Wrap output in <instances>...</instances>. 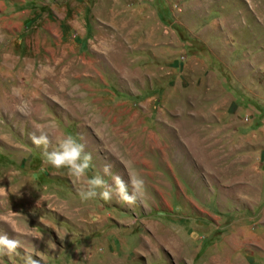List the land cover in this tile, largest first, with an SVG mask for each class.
<instances>
[{
  "label": "rangeland",
  "instance_id": "obj_1",
  "mask_svg": "<svg viewBox=\"0 0 264 264\" xmlns=\"http://www.w3.org/2000/svg\"><path fill=\"white\" fill-rule=\"evenodd\" d=\"M37 126L89 177L129 162L143 204L81 201ZM0 233L47 264H264V0H0Z\"/></svg>",
  "mask_w": 264,
  "mask_h": 264
},
{
  "label": "clouds",
  "instance_id": "obj_2",
  "mask_svg": "<svg viewBox=\"0 0 264 264\" xmlns=\"http://www.w3.org/2000/svg\"><path fill=\"white\" fill-rule=\"evenodd\" d=\"M51 137L50 132H46L39 126L29 134L33 144L42 148L45 162L48 165L56 169H66V174L73 183L80 182L77 191L81 201L86 202L99 198L110 202L115 198L121 205L130 207L136 205L137 202L143 204L145 181L131 169L129 162L121 161L128 175L127 181L120 174H112L111 166L107 164L103 167V175L97 172L89 177L88 171L93 167V158L85 151L84 144L71 135L56 138L55 141ZM105 176L111 177L110 182L105 180ZM35 237L42 239V235ZM47 244L50 249L56 247L53 242L50 244L49 240ZM20 248V240L14 236L10 237L7 233H0V257H8L11 264H47L45 256L39 252H29L25 249L24 254L21 255Z\"/></svg>",
  "mask_w": 264,
  "mask_h": 264
}]
</instances>
